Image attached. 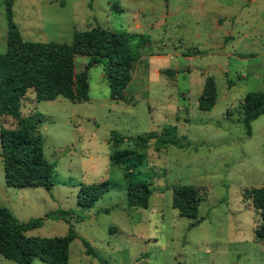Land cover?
Masks as SVG:
<instances>
[{
	"label": "rangeland",
	"instance_id": "obj_1",
	"mask_svg": "<svg viewBox=\"0 0 264 264\" xmlns=\"http://www.w3.org/2000/svg\"><path fill=\"white\" fill-rule=\"evenodd\" d=\"M12 10L29 41L70 43L74 30L93 26L148 39L123 100L109 98L101 66L89 70L87 101H35L27 91L20 111L42 115L36 132L55 183L50 191L7 186L0 157V206L19 221L43 218L26 234L62 236L72 225L68 264H264V242L254 235L259 216L241 194L263 183L264 112L250 135L241 117L245 94L264 91V0H13ZM6 32L0 0V53ZM87 61L76 56L75 68ZM206 75L216 81L217 98L202 111L197 99ZM164 126H174L186 146L117 143L111 134L136 137ZM15 127L0 115V131ZM123 149L139 156L134 174L151 183L146 208L126 203L124 164L110 161ZM102 181L108 192L82 209L80 184ZM174 184L202 188L196 218L172 206ZM59 208L73 211L69 223L44 216ZM82 239L100 260L86 254ZM0 264L17 263L0 255Z\"/></svg>",
	"mask_w": 264,
	"mask_h": 264
},
{
	"label": "trees",
	"instance_id": "obj_2",
	"mask_svg": "<svg viewBox=\"0 0 264 264\" xmlns=\"http://www.w3.org/2000/svg\"><path fill=\"white\" fill-rule=\"evenodd\" d=\"M12 4L13 0H4L6 49L0 53V115L11 116L16 121L15 128L0 131L4 179L7 186L42 187L50 191L55 183L53 164L45 158L43 140L36 132L42 115L36 112L23 116L20 111L27 91L34 93L35 101L52 100L57 96L72 102L87 101L89 70L101 66L109 98L114 101L123 100L124 90L133 78L134 63L141 58L139 49L148 39L142 34L93 26L74 30L70 43L29 41L23 37L13 19ZM76 56L88 58L81 70L75 68ZM216 98V81L213 76L206 75L197 99L198 109L210 110ZM263 112L264 91L246 93L242 103L241 123L247 135L251 133V122ZM111 134L117 143L126 139L145 146L153 140L157 149L168 145L178 148L186 146L176 136L174 126H164L160 133L149 131L136 137H120L116 131ZM110 161L124 164L127 205L146 208L152 189L148 178L134 174V168L141 163L139 156L123 149L111 154ZM171 188L172 206L178 214L196 218L202 188L193 184H174ZM108 190V181L80 184L78 205L82 209L90 208ZM241 194L259 216L254 235L264 242V156L262 185L244 188ZM73 215L72 210L59 208L44 216L69 223ZM42 223L43 218L19 221L8 208L0 206V255L17 264H31L33 258L48 264H68L69 245L76 237L72 225H69L66 234L62 236L38 237L26 234ZM82 243L86 254L99 259L86 239H82Z\"/></svg>",
	"mask_w": 264,
	"mask_h": 264
}]
</instances>
